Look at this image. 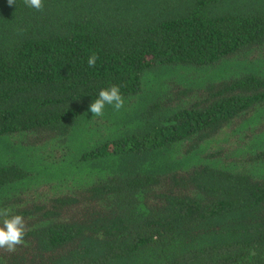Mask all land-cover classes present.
Returning <instances> with one entry per match:
<instances>
[{"label":"trees","instance_id":"obj_1","mask_svg":"<svg viewBox=\"0 0 264 264\" xmlns=\"http://www.w3.org/2000/svg\"><path fill=\"white\" fill-rule=\"evenodd\" d=\"M0 208V264H264V0H0Z\"/></svg>","mask_w":264,"mask_h":264},{"label":"clouds","instance_id":"obj_2","mask_svg":"<svg viewBox=\"0 0 264 264\" xmlns=\"http://www.w3.org/2000/svg\"><path fill=\"white\" fill-rule=\"evenodd\" d=\"M9 5L15 4V0H8ZM24 4L37 11L44 9V0H24ZM99 57L96 54L88 58L87 64L90 68L95 67ZM124 97L121 94L120 86L112 85L107 89H102L98 97L89 106L92 116L102 117L106 105H112L119 111L124 107ZM0 249L8 253H14L18 246L25 244L27 225L25 218L20 214L10 215L8 208H0Z\"/></svg>","mask_w":264,"mask_h":264}]
</instances>
